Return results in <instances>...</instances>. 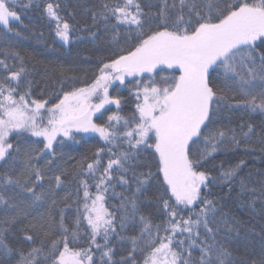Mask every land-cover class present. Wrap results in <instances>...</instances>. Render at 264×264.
<instances>
[{
  "label": "snow or ice",
  "instance_id": "1",
  "mask_svg": "<svg viewBox=\"0 0 264 264\" xmlns=\"http://www.w3.org/2000/svg\"><path fill=\"white\" fill-rule=\"evenodd\" d=\"M33 8L65 45L79 38L60 0H0V44L20 35L21 15ZM88 11L89 35L110 33L111 44L90 80L64 76L61 65L69 83L37 98L35 67L10 45L0 47V264H264V253L233 255L241 225L209 198L210 185L219 181L231 193L239 181L238 196L259 191L264 202V182L248 187L243 160L221 165L218 176L206 169L218 152L256 151L254 139L264 154V120L259 131L251 122L264 117V0H103ZM236 113L249 120L216 126ZM90 134L104 146L73 164L74 201L57 199L69 175L53 172L57 149ZM149 150L156 170L140 172ZM153 182L163 190L160 223L141 210ZM137 221V235L122 234ZM17 231L29 249L10 244ZM114 237L131 245L119 259Z\"/></svg>",
  "mask_w": 264,
  "mask_h": 264
},
{
  "label": "trees",
  "instance_id": "2",
  "mask_svg": "<svg viewBox=\"0 0 264 264\" xmlns=\"http://www.w3.org/2000/svg\"><path fill=\"white\" fill-rule=\"evenodd\" d=\"M37 3L43 4L44 0H36ZM103 0H60L61 8L64 9L62 15H65L70 22L76 24L79 31V38H73L72 42L65 45L54 35V25L49 22L46 16L43 15L40 9H30L21 15L24 26L17 25L20 35L6 37L8 44H0V47L11 46L16 51H19L26 58L29 67H35L32 72L34 84V95L39 98V93L44 92L45 96H50L57 91V85L67 77H78L81 80L91 79L95 69V62L101 55H108L110 44V33H104L102 30L98 34V39H93L88 31L87 26H90L91 16L89 9L98 7ZM147 2V0H146ZM152 4H156L157 0H150ZM147 10V9H146ZM155 7L152 11H155ZM74 13V16L69 15ZM123 31V29H122ZM123 44V39L121 40ZM63 66L67 71L64 76L61 75L59 66ZM121 95L128 100V104L124 106V114L130 115L132 110V99L126 89L121 91ZM243 117V120H241ZM249 120L248 114L236 113L231 117V123L227 120H222L217 124V127L225 125L237 127L243 121ZM264 120L258 113L252 115L251 122L259 126ZM103 142L95 134L85 136L79 143L66 141L63 148L57 149L55 157L56 164L53 172H59L60 169H67L69 175L65 178V186L57 190V199L62 200L68 196V203H72L75 199V191L78 184L73 179V164L79 160L82 155H91L97 147H103ZM252 147L256 149L254 152L245 151H221L218 152L209 163L206 164V169L212 176H218L221 170V165L224 169L235 165L239 161H245V166L241 169L240 177L244 179L249 188H260L261 182H264V154L259 151L260 144L258 139H254ZM43 165V158L40 161ZM140 172H146L151 168L153 172L156 170V162L151 155V151L142 153ZM48 184L45 182V189ZM117 192L123 191L117 187ZM162 189H157L153 182L147 192L146 198L142 197L141 210L146 216H150L154 223H160L164 217L157 211V197L162 193ZM210 199H219L224 211L229 216L234 217L241 225V236L235 239L230 247L233 255L237 258L251 259L259 258L264 253V202L261 201L260 193L257 191L255 198L251 192H246L242 196H238L240 191L239 181L233 184V191L228 192L226 187H223L219 181L215 185H210ZM127 194V193H126ZM254 201V203H253ZM111 203L116 204L118 200L113 199ZM48 209V204L40 211L44 212ZM74 207L67 210L66 218L71 219ZM187 213H185L186 215ZM140 230V224L137 221L135 225L129 224L122 233L125 236H135ZM120 232V229H117ZM10 244L18 249L26 250L32 245L22 239V234L17 231L15 235L9 236ZM113 245L116 247V258L126 255L131 247L127 240L119 241L113 238ZM39 241L37 242V246ZM197 255V253H194ZM15 264V260L13 261Z\"/></svg>",
  "mask_w": 264,
  "mask_h": 264
}]
</instances>
